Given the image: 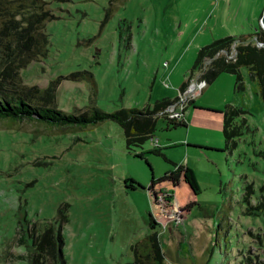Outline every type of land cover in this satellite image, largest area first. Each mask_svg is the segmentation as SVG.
<instances>
[{"label":"rangeland","instance_id":"obj_1","mask_svg":"<svg viewBox=\"0 0 264 264\" xmlns=\"http://www.w3.org/2000/svg\"><path fill=\"white\" fill-rule=\"evenodd\" d=\"M263 2L48 0L45 54L18 74L38 86L56 77L53 104L66 111L87 102L85 79L65 77L80 68L91 72L90 101L98 108L149 105L175 93L198 44L256 30ZM238 71L240 90L225 71L199 82L194 105L181 111L183 126L164 127L156 117L151 137L159 152H150L145 138L141 156L123 147L120 127L108 119L68 127L0 119V264H25L13 254L28 247L24 232L42 226L58 227L62 264H133L130 245L150 230L147 213L166 263L264 264V94L243 66ZM223 102L245 110L233 119L239 132L226 150ZM171 161L192 168L198 191L156 179L152 187L166 195L153 203L145 185ZM188 200L175 217L173 206ZM17 229L21 243L13 240Z\"/></svg>","mask_w":264,"mask_h":264},{"label":"trees","instance_id":"obj_2","mask_svg":"<svg viewBox=\"0 0 264 264\" xmlns=\"http://www.w3.org/2000/svg\"><path fill=\"white\" fill-rule=\"evenodd\" d=\"M52 16L48 0H0V119H39L64 127L85 126L108 119L120 127L123 147L135 156H141V149L138 147L143 139L151 136L156 117L162 118L164 127L184 125L182 117H167L162 113H156L166 103L176 98L175 93L172 96H160L153 99L149 105L145 103L140 107L119 106L110 110L98 108L90 101L95 90L93 77L91 72L84 68L74 69L65 74V77L73 80L83 78L88 84L87 102L84 107H73L70 111L59 109L53 104L56 77L48 79L41 86L23 82L19 77L18 68L29 60H37L45 54L46 33L43 30V22ZM263 42L264 31L257 26L254 31L222 34L198 44L175 91H180L190 77L197 82L205 83L218 71L232 73L231 88L240 90L242 83L238 67L243 66L253 80L258 95H263ZM191 100L192 98L187 99L184 105H194ZM220 111L221 147L226 150L234 145L233 138L239 132L233 119L245 110L236 104L223 102ZM150 144L148 147L150 152H159L156 141ZM136 147L138 149L134 150ZM170 164L169 169L162 171L155 178H149L145 185L153 203L158 202L157 195L165 194L160 188L152 187L151 183L156 179H167L170 184L180 180L191 193L198 191L193 170L189 165L172 161ZM126 185L130 188L134 186L128 182ZM160 198L164 199L163 196ZM191 202L188 200L181 206H173V215L179 216L181 210H186ZM154 224L155 221L147 213L146 225L150 230L130 245L135 260L133 264H170L163 261L153 229ZM24 234L29 238L28 247H25L23 253L13 254L14 257L23 256L25 264H62L57 226L53 230H49L48 226L42 227L34 235H30L28 231ZM24 234L17 229L13 235L15 243L23 242ZM46 257L49 259L47 263Z\"/></svg>","mask_w":264,"mask_h":264},{"label":"built area","instance_id":"obj_3","mask_svg":"<svg viewBox=\"0 0 264 264\" xmlns=\"http://www.w3.org/2000/svg\"><path fill=\"white\" fill-rule=\"evenodd\" d=\"M254 43H258V41H254ZM228 55V54H226ZM189 81H193L192 84H189ZM199 82L193 80V78H189L185 86L180 91H175L176 98L166 103L161 109H159L156 113H162L167 117H181V107L185 104V101L189 98H192L194 95V87H197ZM198 90V89H197ZM181 103V105H180ZM149 143H154L156 141L155 137L148 136Z\"/></svg>","mask_w":264,"mask_h":264},{"label":"water","instance_id":"obj_4","mask_svg":"<svg viewBox=\"0 0 264 264\" xmlns=\"http://www.w3.org/2000/svg\"><path fill=\"white\" fill-rule=\"evenodd\" d=\"M257 23L258 26L264 31V2L262 4V7L259 11V14L257 16ZM264 44V42H263ZM262 107H263V111H264V95H263V100H262Z\"/></svg>","mask_w":264,"mask_h":264},{"label":"crops","instance_id":"obj_5","mask_svg":"<svg viewBox=\"0 0 264 264\" xmlns=\"http://www.w3.org/2000/svg\"><path fill=\"white\" fill-rule=\"evenodd\" d=\"M261 8V7H260ZM260 10V9H259ZM259 12V11H258ZM258 14L259 13H257V15H256V20H257V16H258ZM258 26V25H257ZM193 103V102H192ZM184 121V120H183ZM184 124H185V122H184ZM147 139H148V137H147ZM177 259V258H176ZM178 260V259H177Z\"/></svg>","mask_w":264,"mask_h":264},{"label":"flooded vegetation","instance_id":"obj_6","mask_svg":"<svg viewBox=\"0 0 264 264\" xmlns=\"http://www.w3.org/2000/svg\"><path fill=\"white\" fill-rule=\"evenodd\" d=\"M43 227V226H42Z\"/></svg>","mask_w":264,"mask_h":264}]
</instances>
